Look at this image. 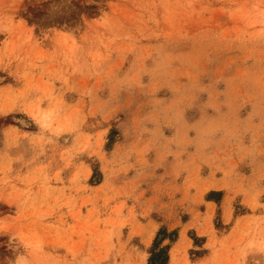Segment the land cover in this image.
Listing matches in <instances>:
<instances>
[{
	"label": "rangeland",
	"instance_id": "rangeland-1",
	"mask_svg": "<svg viewBox=\"0 0 264 264\" xmlns=\"http://www.w3.org/2000/svg\"><path fill=\"white\" fill-rule=\"evenodd\" d=\"M264 264V0H0V264Z\"/></svg>",
	"mask_w": 264,
	"mask_h": 264
},
{
	"label": "trees",
	"instance_id": "trees-1",
	"mask_svg": "<svg viewBox=\"0 0 264 264\" xmlns=\"http://www.w3.org/2000/svg\"><path fill=\"white\" fill-rule=\"evenodd\" d=\"M157 260L158 258L156 257V255H153V257L150 259L149 264H161V263H157Z\"/></svg>",
	"mask_w": 264,
	"mask_h": 264
}]
</instances>
